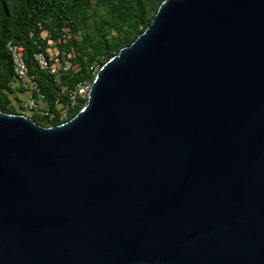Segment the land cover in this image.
<instances>
[{
    "label": "water",
    "instance_id": "1",
    "mask_svg": "<svg viewBox=\"0 0 264 264\" xmlns=\"http://www.w3.org/2000/svg\"><path fill=\"white\" fill-rule=\"evenodd\" d=\"M0 264H264V0H165L74 118L0 111Z\"/></svg>",
    "mask_w": 264,
    "mask_h": 264
},
{
    "label": "trees",
    "instance_id": "2",
    "mask_svg": "<svg viewBox=\"0 0 264 264\" xmlns=\"http://www.w3.org/2000/svg\"><path fill=\"white\" fill-rule=\"evenodd\" d=\"M165 0H0V111L24 114L13 102L20 101L15 86L10 41L24 47L30 76L34 78L46 105L57 111L56 101L68 96L63 89H75L95 79L98 71L120 50L131 45L150 25ZM54 48L58 58L51 57ZM45 53L53 63L69 60L77 71L62 74L61 83L40 70L35 54ZM14 98V99H13ZM85 102L69 114L74 118ZM31 118L42 126L60 125L40 114Z\"/></svg>",
    "mask_w": 264,
    "mask_h": 264
},
{
    "label": "built area",
    "instance_id": "3",
    "mask_svg": "<svg viewBox=\"0 0 264 264\" xmlns=\"http://www.w3.org/2000/svg\"><path fill=\"white\" fill-rule=\"evenodd\" d=\"M7 49L13 60L15 85L17 84L25 93L24 100L14 101L13 104L17 109L23 111L25 115L31 117L33 114H40L43 117H47L50 121H58V123L64 124L69 121L71 111L75 110L83 102L86 104L93 82L81 83L73 90L65 87L63 92L68 96L67 102H62V98H59L56 101L57 111L52 112L46 105L36 81L30 76L24 47L10 41ZM35 61L40 70L48 72L57 84L61 83L62 74H70L78 70L77 66L73 65L69 60L53 63L52 59L48 58L45 53L35 54ZM93 71L96 76L98 68L94 67Z\"/></svg>",
    "mask_w": 264,
    "mask_h": 264
},
{
    "label": "rangeland",
    "instance_id": "4",
    "mask_svg": "<svg viewBox=\"0 0 264 264\" xmlns=\"http://www.w3.org/2000/svg\"><path fill=\"white\" fill-rule=\"evenodd\" d=\"M58 52H57V50L54 48V50H52L51 51V56H52V58L53 59H55L56 60V58H58ZM66 61V60H65ZM60 61H57V63H59ZM23 93H21V98H23V95H22ZM19 97V96H18ZM14 99V98H13Z\"/></svg>",
    "mask_w": 264,
    "mask_h": 264
},
{
    "label": "crops",
    "instance_id": "5",
    "mask_svg": "<svg viewBox=\"0 0 264 264\" xmlns=\"http://www.w3.org/2000/svg\"><path fill=\"white\" fill-rule=\"evenodd\" d=\"M51 57H52V56H51ZM15 86H16V89H17V90L20 89V88L18 87L17 84H16ZM21 93H23V94H22V95H23V98H21ZM17 96H19V99H20L21 101L25 99V93H24V92H19V91H18Z\"/></svg>",
    "mask_w": 264,
    "mask_h": 264
}]
</instances>
